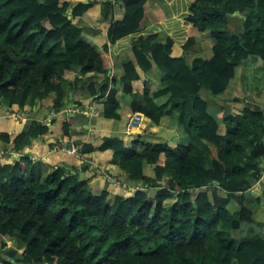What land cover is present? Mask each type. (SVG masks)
<instances>
[{
  "label": "trees",
  "instance_id": "trees-1",
  "mask_svg": "<svg viewBox=\"0 0 264 264\" xmlns=\"http://www.w3.org/2000/svg\"><path fill=\"white\" fill-rule=\"evenodd\" d=\"M148 2L102 0L108 42L97 48L77 22L98 0H0V105L4 98L23 110L54 96L59 111L68 97L66 75L75 71L92 102L103 101L104 119L140 113L158 126L167 119L215 154L154 136H106L98 148L85 144L86 156L111 152L110 163L142 186L129 196L95 194L91 178L64 168L45 175L26 155L0 164V235L8 239L0 243V264H264V225L256 208L264 195V110L245 107L228 115L220 134L201 95L223 94L248 58L264 63V0H165L172 18L152 29ZM115 4L124 10L122 19L114 18ZM188 28L212 39L210 59L189 60L196 39ZM164 32L172 34L163 42ZM128 49L133 59L121 65L119 88L110 72L116 54ZM154 67L163 75L161 85L144 81L142 92L135 91L134 83ZM75 84L71 90H78V77ZM76 120L67 118L64 141L72 140ZM48 131L30 122L14 139V151ZM0 140L11 142L3 134ZM89 169L86 163L82 172Z\"/></svg>",
  "mask_w": 264,
  "mask_h": 264
},
{
  "label": "crops",
  "instance_id": "crops-1",
  "mask_svg": "<svg viewBox=\"0 0 264 264\" xmlns=\"http://www.w3.org/2000/svg\"><path fill=\"white\" fill-rule=\"evenodd\" d=\"M72 1L74 3L82 2L83 4L85 1H88L89 3V0ZM101 1L102 0H98L96 6L89 10L83 16V18H80L77 22V24L80 27H84L85 32H87L83 33L84 39L94 44L97 48H100L108 42L107 31L110 22H104L101 19V13L103 9ZM157 1L163 4L161 9L162 12L160 15L164 18H150L147 5L149 29H152L156 24L162 23L164 21H169L172 18L171 11L168 9L165 0ZM114 7V18L117 20L122 19L124 16L123 8L119 4H115ZM187 31L188 34L196 39V45L194 49L192 50V52H188L189 60H191V58L193 59L194 57H197L196 55L203 54L204 50L201 46L202 42L199 38L205 35H199L194 29L191 28H188ZM170 34L172 33H161L160 40L164 42ZM176 34L178 35L179 33ZM130 50L131 49H128L126 52L121 54L117 53L115 58L113 59V65L110 75L116 79L118 83L117 86L119 88H121V65L124 62L133 59V54ZM174 52L176 56H181L183 54V51L178 47H176ZM247 60L243 61L242 64L238 67V69L241 68L242 70H239L238 72L236 71V76L230 83L228 89L223 94L215 96V100H210L212 102V106L209 102V113L219 122L220 134L225 133L224 119L228 115L239 113L245 107H249L259 111L264 110V95L260 96V92H256L253 86H247L245 88L242 87L243 83L247 82L250 79L249 74L250 67L252 65L253 67L257 66V69L262 68L259 61L248 63ZM239 72L240 75L238 76ZM77 77L79 86L78 90H71L72 88L70 83H73V85L75 86ZM162 78L163 75L157 70V68L154 67L153 70L148 74H142L141 80L134 83V89L135 91L142 92L144 81H151L153 82V84H155L156 82L159 83ZM91 80H97V78L93 76L91 77ZM237 80V84H241L240 89L237 90L238 92H247L248 88L252 89L249 91L251 98H247L245 100V103H241L240 105H236L226 99L224 100V97H222L229 91V88H231V86H233L234 82ZM64 86L66 89V95L68 97L65 100L64 108L60 109L59 111L53 109L54 96H50L48 99L39 101L34 105L28 103L23 110L18 109L17 106L10 107L8 110H5L4 106L0 105V134L8 135L11 138V142L8 144H5L0 140V164H13L22 155H26L29 156L32 161L42 166L45 175L49 174L56 168H64L71 173H79L80 177L82 175L85 176V179L91 178L92 191L96 189L98 191V194H100L104 190H107L113 195L129 196L133 193L134 190H137L142 186L140 184L130 183L126 175L110 163L112 160L111 152L96 151L90 155H87V164L89 165L90 169L87 173H85L82 172V168L86 164H81L80 160L77 157L68 155L65 152L61 151V145H69L71 142H82L84 144H88L91 142L96 148H98L102 144L103 137L106 136H119L127 141H129V138L133 135L141 137L154 136L156 139H170V142L173 141L171 143H174L175 140L178 139V137L179 141H181L182 139V128L178 125L170 123L167 119H164L161 125L158 126L153 124L151 120L146 118L144 115L136 113L134 117L139 119V125L133 132L128 131L129 119L127 118H124V120L122 121L104 119L102 117L103 101L92 102L93 99L86 90L85 81L83 80L82 76H78L77 72L75 71H70L67 73L66 83ZM236 96L238 95H235L234 97L236 98ZM97 97L98 96H95V98ZM128 100L129 99L125 100V102L127 103ZM222 100H224V102ZM78 101L83 102L86 105L85 107L87 109L82 110L78 106H76L75 102ZM211 109H213L212 111L219 116L223 123H220L217 117L211 113ZM130 114L131 112L129 108L127 106H124V117H128ZM12 115L16 116L12 117ZM75 116L77 120L76 125L73 129V138L72 140L64 141V124L67 122L68 117L72 118ZM32 121H37L46 125L49 128L48 133L36 139H33L21 153L15 152L13 149L14 139L22 132L28 130L30 122ZM164 129L167 132H165ZM192 142L197 146L207 147L211 151V146L199 139L192 140ZM110 179L113 180V183L110 182ZM115 180L119 182H116ZM104 182L107 185H110L109 188L104 189ZM259 184L264 193V172ZM110 188L112 190H110ZM246 196L249 199L253 198L250 191L246 193ZM256 208L259 210L257 222L261 225H264V195L262 196V203L256 204ZM255 228L258 229L259 227L255 226ZM262 228L264 229V226Z\"/></svg>",
  "mask_w": 264,
  "mask_h": 264
},
{
  "label": "rangeland",
  "instance_id": "rangeland-1",
  "mask_svg": "<svg viewBox=\"0 0 264 264\" xmlns=\"http://www.w3.org/2000/svg\"><path fill=\"white\" fill-rule=\"evenodd\" d=\"M185 1V0H184ZM162 3L161 2H158L157 0H149V4H148V11H149V14H150V18H154V17H159V18H164L163 16H161V12H162ZM150 21V20H149ZM237 22L235 23V25L233 24V27H236L237 26ZM98 26V25H97ZM87 33V32H85ZM103 33V32H101ZM205 36H200L201 38H199L201 40V46L203 48V54L202 55H196V56H200V57H203V58H206V59H210L212 57V39L204 34ZM193 50V49H192ZM131 51V50H130ZM192 60V58H191ZM255 61H259V63H261V66L262 68H259L257 69V66L256 67H253V65L250 67V74H249V80L245 83H243L242 87H247V86H253L255 91L256 92H260V96H263L264 95V63L258 58V57H250L248 58L247 62L248 63H254ZM246 62V63H247ZM241 71L242 69L239 68L237 69V72L238 71ZM240 75V72L238 73V76ZM238 79V78H237ZM238 83V80L234 82L233 86H231V88H229V91L222 97H224V100H229L231 101L232 103L236 104V105H240L241 103H245V100L247 98H251L250 94H249V91L252 90L250 88H248L247 92L244 91V92H238L237 90L240 89L241 87V84H237ZM158 85V87L161 85L160 84V81L159 83H155ZM201 95L207 99L211 106H212V102L210 100H215L216 97L214 96H211V94L207 91V90H202V93ZM235 95H238L236 96V98L234 97ZM240 96V98H239ZM253 96V95H252ZM224 100H222L224 102ZM213 109H211V113L214 114L217 119L220 121V123H223V121L219 118V116L217 114H215L213 111ZM169 138V137H167ZM168 141H170V139H166ZM178 140V141H177ZM175 140V144H184V143H189V142H192V140H196L195 138L183 133V136H182V139L181 141H179V137L178 139ZM152 141H158V139H153ZM173 142V141H171ZM203 147V146H202ZM211 152L212 154L214 155L215 154V148L213 146H211ZM82 179H85V176H81ZM110 185H107L105 182H104V189L105 188H109ZM110 190H112L110 188ZM94 193L98 194V191L96 189L93 190ZM244 233H239L238 235L239 236H242ZM7 237H4V236H1L0 235V243H2L3 241L2 240H6ZM8 240V239H7ZM2 241V242H1ZM10 241H8L9 243ZM10 245V244H9Z\"/></svg>",
  "mask_w": 264,
  "mask_h": 264
},
{
  "label": "built area",
  "instance_id": "built-area-1",
  "mask_svg": "<svg viewBox=\"0 0 264 264\" xmlns=\"http://www.w3.org/2000/svg\"><path fill=\"white\" fill-rule=\"evenodd\" d=\"M16 115H12L15 117ZM139 125V119L135 118L134 116L129 120L128 131L133 132L137 129ZM84 143L80 142H71L69 145H61V151L65 152L68 155H72L77 157L81 164L85 165L88 161L86 155L84 154ZM110 182L113 183V180L110 179Z\"/></svg>",
  "mask_w": 264,
  "mask_h": 264
},
{
  "label": "water",
  "instance_id": "water-1",
  "mask_svg": "<svg viewBox=\"0 0 264 264\" xmlns=\"http://www.w3.org/2000/svg\"><path fill=\"white\" fill-rule=\"evenodd\" d=\"M84 4H88V1H85ZM71 17H72V13L70 12L69 13V19H71ZM1 105L4 106L5 110H8L11 107L9 101L4 99V98L1 100ZM2 259L3 260H7V256L6 255H2ZM11 263L15 264L16 262L14 260H12Z\"/></svg>",
  "mask_w": 264,
  "mask_h": 264
}]
</instances>
